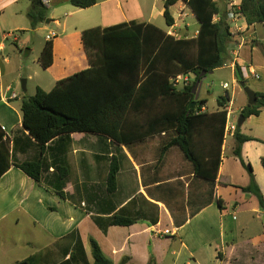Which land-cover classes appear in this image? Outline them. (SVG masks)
Listing matches in <instances>:
<instances>
[{
	"label": "crops",
	"instance_id": "0c3cea01",
	"mask_svg": "<svg viewBox=\"0 0 264 264\" xmlns=\"http://www.w3.org/2000/svg\"><path fill=\"white\" fill-rule=\"evenodd\" d=\"M165 1L98 0L93 7L79 9L71 5L70 0H42L51 11L48 18L52 24L45 22L36 29L45 25L44 29L50 26L56 32L61 28L69 30L67 19L75 14H88L76 23L78 26H72L80 40L86 29L124 22H146L161 28L156 22L164 18ZM226 4L220 7L229 11L228 0ZM32 8V0H0L1 167L6 153L10 162V168L0 178V263L11 254L24 251L27 255L14 259L13 264L30 259L31 250L38 245L36 238L43 235L54 244L43 254L39 253L38 264H59L71 254L82 258L79 243L88 262L93 263L90 239L99 244L114 264H121L126 258L129 264H149L151 255L156 264H264V210L260 209L256 196L241 189L249 185L250 176L241 159L234 155L235 133L240 126L235 115L231 131L226 135L214 184L195 175L192 164L178 148L163 150L172 133L120 142L93 133L56 138L45 147L42 161L47 169L40 182L15 166V163L41 157L39 146L23 127L24 95L18 91L16 80L8 77L15 70L11 68L12 57L7 55L8 39L15 30L27 31L31 27L27 14ZM61 10H66L67 17L63 20L58 17ZM171 13L175 24L163 30L176 36L178 33L197 36L200 25L185 3L173 6ZM187 16L195 21L194 34L186 32ZM229 24L233 35L228 46L229 61L234 62L233 80L239 84L234 71L238 65L244 77L253 81L254 92L264 93V60L257 59L258 48L262 47L264 52V24L249 25L242 16ZM14 40L18 41L19 37ZM17 47L20 49L19 45ZM82 49L85 70L90 63L84 47ZM58 56L63 58L66 67L73 66L70 55L55 41L54 64L47 69L39 61L38 65L51 72ZM252 72H256L258 78ZM61 74L62 71L57 70V75L51 77L52 89L58 81L67 78ZM224 94L230 96L227 90ZM233 96V103H239L234 111L241 113L248 106V96L243 89L234 90L230 98ZM217 101L213 109L207 101V109L217 110ZM125 127L127 135L144 129L136 124ZM240 133L253 138L242 144L241 154L244 162L252 166L264 197V109L259 115L245 119ZM112 165L117 166L118 171L117 187L111 193L108 176ZM226 190L238 196L245 194L248 204L243 206L236 202L231 206L232 211L228 210ZM118 214L133 219L134 223L110 225V220ZM167 230L169 234H165Z\"/></svg>",
	"mask_w": 264,
	"mask_h": 264
},
{
	"label": "trees",
	"instance_id": "16d2710c",
	"mask_svg": "<svg viewBox=\"0 0 264 264\" xmlns=\"http://www.w3.org/2000/svg\"><path fill=\"white\" fill-rule=\"evenodd\" d=\"M185 3L200 28L195 37H177L146 22H124L109 27H93L82 32L81 41L90 67L57 82L51 91L38 87L34 96L22 99L23 127L41 150L37 160L15 163L26 175L40 182L47 169L42 161L48 143L73 133H93L108 136L118 142L172 133L163 150L176 147L192 164L194 173L204 181L216 182L222 162L226 139V120L229 95L219 97L218 109L203 111L207 100L193 93L203 72L213 73L224 68L230 60L228 46L233 37L228 11L216 0H166L164 14L167 27L175 24L171 8ZM71 5L87 9L98 0H70ZM240 14L249 25L264 24V0H241ZM31 27L35 30L48 19V9L42 0H33L28 12ZM30 51V48L27 49ZM44 69L54 64V41L47 40L39 56ZM238 82L245 81L241 67L235 66ZM193 74L195 80L183 89H177L172 79L179 75ZM258 102L244 107L241 116L248 119L264 109V93H256ZM194 104L193 107H191ZM136 124L144 129L132 135L126 127ZM253 138L235 133L234 155L241 159L250 176L244 193L257 197L264 210V197L258 186L251 165L244 162L241 154L243 143ZM0 178L10 168L8 155H4ZM118 168L112 165L108 176V190L117 187ZM64 195L62 190L59 191ZM222 208V201H219ZM134 220L122 214L110 220L112 226H130ZM81 257H71L59 264H114L103 253L99 244L90 239L93 263L88 262L81 244ZM39 262V261H38ZM30 258L17 264H38ZM121 264H129L124 259ZM149 264H156L151 255Z\"/></svg>",
	"mask_w": 264,
	"mask_h": 264
},
{
	"label": "rangeland",
	"instance_id": "374dc122",
	"mask_svg": "<svg viewBox=\"0 0 264 264\" xmlns=\"http://www.w3.org/2000/svg\"><path fill=\"white\" fill-rule=\"evenodd\" d=\"M217 1L220 6L227 5L226 0ZM50 14L51 11L48 10V15ZM86 16H88V14H75L73 16H69L67 22L71 29L64 31V29L61 28L56 32L58 34V37L54 38L53 41H55L56 44L62 48V50H65L70 55V61L73 66H69L71 68L66 67L65 63L63 62V58H60V56H58L55 68L51 72H46L40 65H38V58L47 41V35L53 31L52 27L48 26L47 29H44L43 27L45 25H42L40 26V29L36 30H33L32 27H28L27 31L15 30L14 35H12L11 38L8 39L7 52V55L12 57L13 59L11 68H15V70L12 73H9L8 77L9 79L16 80L17 89L20 93L27 96H34L39 86L43 87L45 91H50V89H52V84H50L49 81H52L51 77H53V74L57 75V70L62 71L61 76L63 75V77H69L77 72L84 70V67L86 66L85 63L82 62L84 51L83 49L81 50V48H83V46L81 45V40L79 39L78 33L74 31V28H72V26L78 23L79 20L85 19ZM58 17H60L61 20L65 19L67 17L66 10H61L58 13ZM184 22L186 24V32H191V34H194L195 21L187 16V19ZM25 23L28 24L29 20L26 19ZM156 23L162 29L167 30L168 27L164 18L159 19ZM187 24L190 25L188 26ZM197 24H199L198 21ZM76 25L78 26V24ZM178 35L179 36L177 37L186 36L185 34L179 33ZM15 37H19V40L15 41ZM17 45L20 46V49H18ZM27 47L31 48L29 54L27 51ZM258 51L259 52L257 53V59L263 61L264 52L262 47H259ZM241 54L243 55L244 53L241 52ZM231 70V68L218 69L213 73L206 74L205 79L202 81L200 97L207 99L210 109H213L216 106V100H218L219 97L224 94L225 89L222 87V84L224 82L229 84V89L227 91L230 93V96H232L234 90L242 91L241 86L233 80ZM260 77L262 78L261 74ZM24 80H27L26 93H24L22 89ZM247 84L248 87L253 90V81L247 80ZM234 99L235 96H233V100ZM238 107L239 103L236 102L232 108L236 110ZM210 109L208 110L213 111ZM235 116L238 124L241 113L236 111ZM224 195L225 198L229 200L228 210L232 211L231 206H233L236 202L241 203L243 206L248 204L245 194H241L240 196H238L233 191L226 190ZM36 239L38 245L35 249L31 250L30 253H32V258H34L37 263L39 261V253L43 254V252H45L44 250L52 246L54 243L47 240L43 235H39ZM25 255H27V251H24L23 253H14L13 255L11 254L9 259H5L0 264H13L14 259H20Z\"/></svg>",
	"mask_w": 264,
	"mask_h": 264
},
{
	"label": "built area",
	"instance_id": "2783aa9c",
	"mask_svg": "<svg viewBox=\"0 0 264 264\" xmlns=\"http://www.w3.org/2000/svg\"><path fill=\"white\" fill-rule=\"evenodd\" d=\"M228 20L231 22H236L239 16H242L240 14V7H241V0H228ZM169 34L175 35L173 32H170ZM55 37H57L56 31H52L47 35V40H52ZM234 62L227 61L224 65V68H234ZM253 76H256L258 78V75L256 72H252ZM195 80V76L193 74H188V75H179L175 78L172 79L174 86L177 89H183L187 86H189L193 81ZM222 87L225 90L229 89V84L228 83H223ZM234 105L233 103V97H229V106L227 107V120H226V135L231 131L232 128V121L235 115V111L232 108ZM207 107H203V111L206 110ZM165 234H169V231H165Z\"/></svg>",
	"mask_w": 264,
	"mask_h": 264
},
{
	"label": "water",
	"instance_id": "95a60500",
	"mask_svg": "<svg viewBox=\"0 0 264 264\" xmlns=\"http://www.w3.org/2000/svg\"><path fill=\"white\" fill-rule=\"evenodd\" d=\"M45 22H46V24H52L51 23V20L49 18ZM54 29H56V28H54ZM202 76H203V78L200 79L196 83V85L194 86V88H193V93L196 94V100H198V98H199L201 84H202V81L205 79L206 72H203V75ZM26 85H27V80H24L23 81V85H22V89H23V92L24 93L27 92V86ZM239 85L241 86V88L244 90V92L248 96V99H249V101H248V107H251V106L256 105L257 102H258V97L256 95V92H254L252 89H250L247 86V84H246L245 81H240L239 82ZM194 104L195 103H193V105L191 107H193ZM244 121H245V118L242 116V117H240L238 124L241 126L244 123Z\"/></svg>",
	"mask_w": 264,
	"mask_h": 264
}]
</instances>
